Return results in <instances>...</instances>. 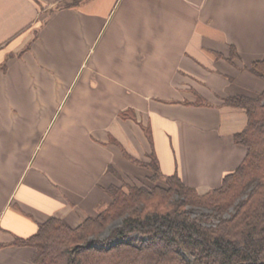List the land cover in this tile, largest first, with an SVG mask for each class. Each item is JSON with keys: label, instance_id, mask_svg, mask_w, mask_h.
<instances>
[{"label": "crops", "instance_id": "obj_1", "mask_svg": "<svg viewBox=\"0 0 264 264\" xmlns=\"http://www.w3.org/2000/svg\"><path fill=\"white\" fill-rule=\"evenodd\" d=\"M262 57L264 0H0V264H36L17 241L50 217L96 214L111 167L149 180L126 152L219 186L246 155L224 97L264 90Z\"/></svg>", "mask_w": 264, "mask_h": 264}, {"label": "trees", "instance_id": "obj_2", "mask_svg": "<svg viewBox=\"0 0 264 264\" xmlns=\"http://www.w3.org/2000/svg\"><path fill=\"white\" fill-rule=\"evenodd\" d=\"M234 57L240 55L232 45ZM250 70L264 79V57ZM224 103L247 114L233 134L246 155L219 186L200 192L178 171L163 173L154 153L143 161L126 152L164 184L112 183L104 188L107 206L77 226L50 217L17 242L36 248V264H264V90L228 95Z\"/></svg>", "mask_w": 264, "mask_h": 264}, {"label": "rangeland", "instance_id": "obj_3", "mask_svg": "<svg viewBox=\"0 0 264 264\" xmlns=\"http://www.w3.org/2000/svg\"><path fill=\"white\" fill-rule=\"evenodd\" d=\"M88 60V59H87ZM79 77V76H78ZM78 77H77V79H78ZM152 155V154H151ZM151 160V157L150 158H148V159H146V160H143V161H150ZM115 170H117V169H115ZM117 171H119V170H117ZM120 172V171H119ZM113 173V172H112ZM121 173V172H120ZM114 174V173H113ZM115 175V174H114ZM121 177L123 178V180L122 179H119L118 178V176L117 175H115V180H116V183L118 184V185H123V183H124V181L125 182H127V183H129V184H136V185H142V184H145V185H147V186H155L157 183H159V184H164L162 181H157V182H154V181H151L150 179L149 180H145V181H142V183H140L139 181H135L134 179H131V178H129L128 176H126V175H124V174H122L121 173ZM109 196V195H108ZM111 201V197H109V200H107L105 203H101V205H100V207H99V209H101V208H104L105 206H107V204L109 203ZM97 211V210H96ZM201 211H196V212H194L193 213V215H197L198 213H200ZM86 217V216H85ZM84 217V218H85ZM107 234V232H105V234L104 235H106ZM157 244L158 245H161V242L160 241H158L157 242Z\"/></svg>", "mask_w": 264, "mask_h": 264}]
</instances>
